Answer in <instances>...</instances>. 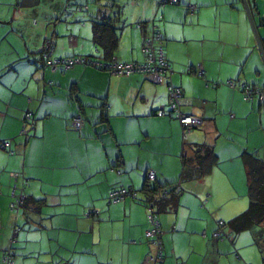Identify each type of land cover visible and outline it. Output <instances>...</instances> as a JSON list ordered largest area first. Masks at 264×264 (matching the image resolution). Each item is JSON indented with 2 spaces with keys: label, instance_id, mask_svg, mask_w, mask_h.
<instances>
[{
  "label": "crops",
  "instance_id": "crops-1",
  "mask_svg": "<svg viewBox=\"0 0 264 264\" xmlns=\"http://www.w3.org/2000/svg\"><path fill=\"white\" fill-rule=\"evenodd\" d=\"M22 1L0 0V264L8 253L10 264H150L147 174L180 183L184 155L201 145L213 148L215 162L204 177L183 182L176 207L157 217L161 264H256V231L233 221L250 206L245 153L264 161V103L242 91L264 90V0L132 1L135 18L114 23L112 55L93 35L102 0L84 16L65 15L70 0L34 8ZM151 26L163 36L173 86L191 102L182 112L203 121L192 133L171 115L167 85L145 74L40 67L47 39L53 61L145 63ZM29 113L34 129L24 135ZM118 188L137 198L112 203ZM23 194L40 208L13 210ZM220 223L224 239L215 237Z\"/></svg>",
  "mask_w": 264,
  "mask_h": 264
},
{
  "label": "trees",
  "instance_id": "trees-1",
  "mask_svg": "<svg viewBox=\"0 0 264 264\" xmlns=\"http://www.w3.org/2000/svg\"><path fill=\"white\" fill-rule=\"evenodd\" d=\"M169 1L171 0H168V2ZM176 2L177 0H175V2L172 4H175ZM70 3L71 2H69V4ZM38 5H39V0H23L20 3V6L22 8H34ZM98 5H100V2L98 3ZM113 6H116V5H112L111 7ZM72 7L73 5H68L67 9L69 10V8L71 9ZM103 7L108 8L109 6H103ZM68 10L66 11V13L68 12ZM86 11H90L88 6H86ZM100 13H101V17H98L92 22L94 39L96 43L105 50L107 55H112L113 52L117 49L118 41H119V37L117 35L116 29L114 26L116 17H114L115 19L114 20L112 16L109 15L107 10H104V11L101 10ZM142 27L144 28V25L140 24V28ZM152 28L156 29V27L154 26H151V29ZM156 31L159 32L157 29ZM47 40L52 41L51 39H47ZM161 41H162L161 45H159L158 48L162 49L164 52V49L162 46L164 42L163 36L161 37ZM43 54H44V50L42 49L41 60H40L41 68H45L48 66L47 62L43 58ZM50 67H53V66H50ZM53 69H56V68H53ZM64 69L69 70V69H66L65 67ZM167 83L168 81L162 85H167ZM102 107L105 109L106 108L105 104ZM31 117H32V121L26 124L31 126L30 129H34V123H33L34 119H33L32 114H31ZM83 122H84V119H83ZM195 128H198V127H195ZM195 128H193L192 131ZM214 157L216 156H215L213 148L207 145H201V146L195 147L193 149V155L191 158H189L185 154L183 157L184 172L182 174L180 183H177V184L162 185L156 182V180L154 182L150 181L148 179V174H147L146 182L141 191L144 193L145 198L143 201L145 205L148 207V209L153 210L156 216V219L158 215L165 213L173 209L174 207H176L177 199L180 196L181 192L183 191V187H182L183 182H187L196 177L201 178L207 174L208 172L207 167L211 166V164L215 162ZM244 160H245V164L247 167V182H248L250 206H249V209L244 214L237 217L233 222L240 223L239 224L241 226L240 230L256 231V240H258L257 243L263 244V248H264V161L256 157L255 155H251L248 153H245ZM193 165H196V167H194ZM194 168H196L195 170L198 171L197 173L195 171H193L195 173L192 172ZM117 190H126L128 193V196H132L133 194L136 193L135 191L129 190L126 188H118V189H115L114 191H117ZM22 196H23V200H22L19 210L32 209L35 207H36V210H38L40 208L39 207L40 202L30 200L24 194ZM136 198L137 196H135L133 199H136ZM233 222H231L230 224H233Z\"/></svg>",
  "mask_w": 264,
  "mask_h": 264
},
{
  "label": "built area",
  "instance_id": "built-area-1",
  "mask_svg": "<svg viewBox=\"0 0 264 264\" xmlns=\"http://www.w3.org/2000/svg\"><path fill=\"white\" fill-rule=\"evenodd\" d=\"M175 0H161L163 4H172ZM196 7H191V13H194ZM161 37L162 35L156 31L155 28H152L149 33L145 35L142 52L145 56V63H138V62H130V63H121L117 61H112L111 63H102L93 59H67L63 61H53L52 54L54 50V43L50 40H46L44 43V54L43 58L47 62L48 66H53L56 68L57 65L62 64L66 69H71L76 65H85L90 66L98 70L108 71L113 75L125 76L129 77L135 74H145L149 77L150 81L155 85H162L165 81H168L167 87L169 92V100H170V112L172 115L180 122L182 127L186 132L191 133L192 129L195 127H201L203 125V121L199 117L185 115L182 112L183 107H187L191 105L190 100H188L183 94L181 89L176 88L173 86L171 82V76L173 71L171 70L169 64L165 59V55L162 49L158 48L161 45ZM198 74L201 76L203 72L201 70L198 71ZM233 86V84H230ZM242 91L246 100L251 101L255 98H259L262 103H264V90L258 89L257 87H251L242 85ZM159 117L167 116L165 111H159L157 114ZM26 123H30L32 121L31 114L26 115L25 119ZM84 125L83 119L81 116H78L73 121V127L75 130L80 131ZM27 126L24 127L23 133L24 135L27 134ZM7 144L4 145V147ZM148 179L150 181L156 180V174L153 172L148 173ZM128 196L126 190H117L113 191L110 194V201L112 203H118L124 200ZM136 194H133L132 197L134 198ZM16 201L12 204V209L15 211H19L20 205L23 200V196H16ZM91 214L97 215L98 213L94 211H90ZM149 222L151 224V229L147 231L146 238L154 247V254L150 256L149 263L150 264H161L164 253H163V246H162V231L160 229V224L156 219V216L152 209H149ZM223 227L224 224L220 223V229L215 234L216 238L224 239L223 236ZM11 253L6 254V263L10 264L11 262Z\"/></svg>",
  "mask_w": 264,
  "mask_h": 264
},
{
  "label": "rangeland",
  "instance_id": "rangeland-1",
  "mask_svg": "<svg viewBox=\"0 0 264 264\" xmlns=\"http://www.w3.org/2000/svg\"><path fill=\"white\" fill-rule=\"evenodd\" d=\"M115 1H118L119 3H116ZM132 1H135L136 3H139L141 0H107L104 1L102 0V3L104 6H109L108 8L105 7H100L101 10H107L109 15L116 17L115 24L116 25H121V27L127 23L128 21H132L135 17L131 16L132 14V9L134 8V5H132ZM160 1V0H159ZM71 3L69 5H73V7L67 12L68 16H73V15H86L89 13V11H86V6L89 7L91 11L94 9L96 10V7L98 6L94 0H71ZM159 4V3H158ZM112 5H116L111 7ZM80 9V10H79ZM86 21V20H85ZM137 27V25H136ZM256 242V257L254 261H256V264H264V251L261 250L263 248V244L257 243L258 240H255ZM263 253V254H262Z\"/></svg>",
  "mask_w": 264,
  "mask_h": 264
},
{
  "label": "bare ground",
  "instance_id": "bare-ground-1",
  "mask_svg": "<svg viewBox=\"0 0 264 264\" xmlns=\"http://www.w3.org/2000/svg\"><path fill=\"white\" fill-rule=\"evenodd\" d=\"M154 182V181H153Z\"/></svg>",
  "mask_w": 264,
  "mask_h": 264
},
{
  "label": "water",
  "instance_id": "water-1",
  "mask_svg": "<svg viewBox=\"0 0 264 264\" xmlns=\"http://www.w3.org/2000/svg\"><path fill=\"white\" fill-rule=\"evenodd\" d=\"M13 264V263H12Z\"/></svg>",
  "mask_w": 264,
  "mask_h": 264
}]
</instances>
